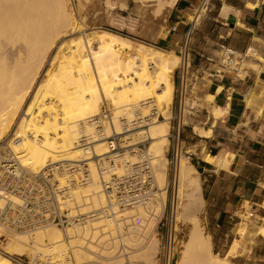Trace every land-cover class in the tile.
Masks as SVG:
<instances>
[{
	"label": "bare ground",
	"instance_id": "obj_1",
	"mask_svg": "<svg viewBox=\"0 0 264 264\" xmlns=\"http://www.w3.org/2000/svg\"><path fill=\"white\" fill-rule=\"evenodd\" d=\"M176 1L138 0L144 6L148 2L154 3L152 12L157 18L168 14ZM225 10L223 8V12ZM203 13L204 9L198 10L194 16H189V21L192 24L198 22ZM76 28L66 0H0V142L20 115L9 147L14 151L13 159L22 166L39 171L60 162L89 161L92 186L75 191L74 205L83 207L82 210L97 209L106 200L100 191L93 161L74 144L78 135L81 131L92 133L89 121L101 113L103 105L113 115V126L105 129L106 136L111 131L120 133L119 120L129 122L134 112L147 115L154 106L162 113L163 119L154 120L145 136L149 140L147 150L152 158L159 201L149 214L137 208L120 212L112 225L105 220L93 221L69 230L75 263L89 264L91 253L95 251L92 245H84L82 240L87 238H95L91 244L97 239L96 245H99L103 239L99 241L98 238L108 234L113 238V244L131 247L136 242L141 244L147 233L151 243L155 244L156 220L163 212L168 187V120L173 103V73L179 58L171 50L154 49L104 30L90 33L85 38H69L56 47L60 38ZM159 37L164 39L166 35L161 33ZM54 47L56 52L48 58ZM249 55L256 54L250 52ZM256 60L263 66L264 52ZM44 65V77L38 82L26 110L21 111ZM206 97L208 102L213 100L210 95ZM222 114L221 108L213 106L209 114L212 123ZM211 128L199 129L197 136L209 138ZM143 138L138 133L130 141L136 144ZM106 152L103 143L95 144V156ZM185 153L189 154V151ZM230 158L226 156L222 160L223 167ZM203 160L208 163L218 161L210 155ZM11 161V158L4 160L2 167L12 168ZM174 196L185 199L183 220L188 228L187 239L176 255V264H231L226 257L220 258L211 251L209 236L198 217L204 204L201 181L188 157L179 160ZM136 215L144 220L142 228H128L127 237H123V228L133 224L131 218ZM36 230L33 241L38 247L47 241L58 251L65 248L59 230L44 227ZM260 235L264 237V228L260 229ZM27 241L26 234H19L5 244L4 250L7 254H22L26 251ZM132 258L140 256L137 254ZM136 259L128 257L126 261L119 260L118 264H138ZM0 264L17 263L0 255Z\"/></svg>",
	"mask_w": 264,
	"mask_h": 264
},
{
	"label": "built area",
	"instance_id": "obj_2",
	"mask_svg": "<svg viewBox=\"0 0 264 264\" xmlns=\"http://www.w3.org/2000/svg\"><path fill=\"white\" fill-rule=\"evenodd\" d=\"M213 0H201L199 8L207 12ZM220 1V0H218ZM177 26L171 25L168 33H173ZM191 25L184 32L178 49L179 64L176 68V82L173 90L172 115L168 120L167 140L171 150V189L175 187L179 160L183 153L185 129L189 127V118L198 114L196 93H192L198 75L192 65ZM219 67L226 72L236 71L245 54L238 53L226 45L219 48ZM210 61L209 59H207ZM153 105V103H150ZM104 107V106H103ZM163 116L154 106L147 115L140 111L133 113L131 120L120 119L121 131H111L105 135V129L113 126V115L108 108L90 119L92 133L81 131L75 146L93 161L99 178L100 191L105 203L97 209L82 210L75 207L74 193L92 186L89 161L60 162L49 165L39 171H32L13 159L9 142H0V250L1 245L13 241L19 234H26L28 241L26 251L22 254L5 255L17 264H76L72 256L69 230L90 222L106 221L112 225L122 211L142 208L149 214L157 204V188L155 186L152 158L146 145L149 140L146 131L154 120H162ZM140 133L144 140L132 144L130 138ZM103 143L107 152L101 156L94 155V146ZM186 151H184L185 153ZM188 153H185L187 155ZM191 154H188L190 159ZM11 158L12 168H3V161ZM87 196V195H83ZM88 197V196H87ZM176 196L171 195L165 218L166 238L158 256V264H174L176 258L175 232L177 207ZM133 224L128 228L140 227L141 217L133 216ZM57 229L62 234L65 248L56 250L53 244L45 241L43 246L34 244L33 237L38 228ZM123 228V229H124ZM123 231V230H122ZM82 240L86 246L92 245L94 253L91 264H107L112 258L113 238L108 234L97 239ZM33 246L36 249H33ZM127 248L120 245L116 255L126 257Z\"/></svg>",
	"mask_w": 264,
	"mask_h": 264
},
{
	"label": "crops",
	"instance_id": "obj_3",
	"mask_svg": "<svg viewBox=\"0 0 264 264\" xmlns=\"http://www.w3.org/2000/svg\"><path fill=\"white\" fill-rule=\"evenodd\" d=\"M200 2L176 1L168 18L170 26L175 24L177 29L161 38L160 44L178 54L184 32L191 25L192 65L206 87L203 97L212 96L211 108L223 110L218 125H210L211 136L198 137L207 145L213 143L208 153L217 163L198 159L194 166L200 176L207 231L222 249L231 232L237 231L241 216L250 211L249 217L264 218V65L259 64L258 71L226 72L219 67L218 53L221 45L246 53L255 39L264 41V0H213L193 28L189 16L195 14ZM196 100L200 107L203 98L199 92ZM198 110L194 120L204 125L207 119L203 121L200 111L208 112L206 107ZM226 156L231 158L223 167ZM256 237L264 240L260 234Z\"/></svg>",
	"mask_w": 264,
	"mask_h": 264
},
{
	"label": "rangeland",
	"instance_id": "obj_4",
	"mask_svg": "<svg viewBox=\"0 0 264 264\" xmlns=\"http://www.w3.org/2000/svg\"><path fill=\"white\" fill-rule=\"evenodd\" d=\"M108 3H111L112 6L110 7ZM67 8L72 13V16L75 19V24H77L76 30L73 32H68V36L60 38L56 42V47L60 45L61 42L67 41L69 38L74 37H89L90 33L97 32V31H109L112 33H116L130 39L131 41L141 43L148 47L154 49H164L161 48L160 44V37L159 35L165 34L167 37L168 29L170 28L169 22V14H166L163 18H157L153 11L154 3L148 2L144 6L138 2V0H66ZM196 13V12H195ZM195 15V14H194ZM193 15V16H194ZM206 12L202 14L201 19L193 24L197 25L200 21L205 17ZM193 30V29H192ZM262 46V47H261ZM264 41L262 40H254L253 45L251 46L250 50H248L245 54L246 57L243 58L242 62L237 66V70L242 72L244 70H249L250 68L259 70V63L256 60L257 57L260 56L261 53L264 52ZM252 50V51H251ZM56 52V48L54 47L49 55L48 58H51L54 53ZM256 54L255 56H250L249 53ZM220 56V53H218ZM46 70V66L42 68L39 73L38 78L36 79L34 86L32 88V92L30 93L29 97L24 102L21 111L26 110L34 91L36 90V86L38 82L44 77V72ZM176 69L173 73V84L176 82ZM205 85L202 84L198 79L197 83L194 84V88L192 93H197L202 95L203 100L201 101L203 104L200 105L201 107H206L205 111H200L202 116L204 117L203 121L207 119L206 124H197L194 120V117L189 118V127L185 129L184 138H183V153L181 158L188 157V154L185 155L184 151H189L191 154L190 159L188 162L194 167H196V163L198 159H204L205 156H209L208 148L209 145L213 144H205L201 141V139L197 136V131L199 129H208L210 125L217 126L219 120L212 123L210 120L209 114L212 110L210 103L207 101V97H203L205 95ZM104 106V105H103ZM101 107L104 108V107ZM173 107V106H172ZM173 108H171V112L169 116H171ZM199 112V113H200ZM21 113V112H20ZM162 114V113H160ZM207 115V116H206ZM20 115L17 116L14 123L12 124L11 128L9 129L8 133L5 135L4 139L1 142H8L10 139L14 138V133L16 130V125L19 121ZM220 119V118H219ZM212 134V133H211ZM136 136V135H135ZM148 147V144L146 145ZM200 152H202L200 154ZM166 159H167V179H168V187L166 190V197H165V206L161 216L158 217L156 220V228L154 232V239L155 244L151 243V238H149L148 234H145V238L141 240V244L136 242L133 246L129 247L124 245L123 243L113 244L112 246V253L110 256L112 258L108 260L110 264H118L119 260L126 261L127 258L129 259H136L132 258L135 255H139L140 258L136 260L139 261L138 264H158V256L161 251L162 246L164 245L166 232H165V218L167 215V210L170 204L171 195L174 193L171 189V168H170V161H171V150L168 146L166 152ZM194 167V168H195ZM200 178V176H199ZM157 191V190H156ZM158 193V191H157ZM159 201V199H158ZM185 199L183 197L176 198L175 204L177 207V218H176V229L175 232V244H176V255L181 250L183 246V242L187 239L188 235V228L187 224L183 220V207H184ZM251 212L248 211L245 216H241V223L238 225V229L236 232H231L229 237L228 244L224 246L222 249L219 245H216L213 240H211L210 233L207 231L206 221L204 219V204L202 205L201 209L198 212V217L201 221L203 229L205 233L209 236L210 243H211V251L218 257H226L228 262L231 264H264V240L262 238L256 237L257 234H260V229L264 228V218H260L256 214H253L252 217H249ZM143 218H141V226L143 225ZM258 231V232H257ZM124 236L127 237L126 229L124 228L123 231ZM10 242V241H8ZM6 243L1 245L0 255L7 257L5 255L6 251L4 250V246ZM120 245H124L127 248V255L126 257H122L116 255L117 250ZM145 255H148L145 257ZM73 256V255H72ZM91 260L93 258L91 257ZM107 263V264H108ZM177 263V259L175 258V263ZM89 264H91L89 262Z\"/></svg>",
	"mask_w": 264,
	"mask_h": 264
}]
</instances>
